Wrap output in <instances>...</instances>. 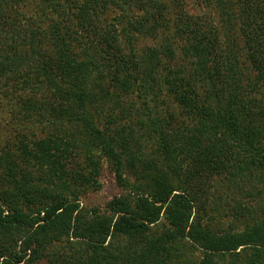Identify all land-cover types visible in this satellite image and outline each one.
I'll return each mask as SVG.
<instances>
[{
    "label": "trees",
    "instance_id": "1",
    "mask_svg": "<svg viewBox=\"0 0 264 264\" xmlns=\"http://www.w3.org/2000/svg\"><path fill=\"white\" fill-rule=\"evenodd\" d=\"M203 1L0 0V264H41L57 243L72 248L62 264H264V213L228 231L196 205L224 172L264 200V0ZM163 88L191 122L153 115ZM141 122L174 180L156 161L133 171ZM96 151L131 189L104 212L80 201Z\"/></svg>",
    "mask_w": 264,
    "mask_h": 264
},
{
    "label": "rangeland",
    "instance_id": "2",
    "mask_svg": "<svg viewBox=\"0 0 264 264\" xmlns=\"http://www.w3.org/2000/svg\"><path fill=\"white\" fill-rule=\"evenodd\" d=\"M205 1L203 0H187L188 9L192 13L201 12L204 14L207 12V9L205 8ZM80 29V27H79ZM80 33L83 35V33L80 31ZM177 35V34H176ZM233 35V34H232ZM149 40L143 39L141 43L144 45H156L157 41L154 38L148 37ZM236 38L238 39V34L236 35ZM175 43L180 44L182 42V38L175 37ZM242 41V40H241ZM142 44V45H143ZM240 46L242 45V42L239 40ZM136 47H139V45L136 44ZM242 47V46H241ZM240 47L239 50H242ZM226 54V53H224ZM241 53H237L240 60L242 61V57H240ZM175 57L171 64H175L179 61L178 57V48L175 47ZM168 60L170 62V59H164ZM162 74H159L158 79H161ZM163 78L161 79V83L163 84ZM152 108L153 115H161L162 113L167 112H175V117L177 120L181 121L183 118L188 120L189 122L192 121L191 116H189L188 112L184 110L183 108L178 107L176 104L173 103V98L165 91V88H163L160 92H158L156 96V100L149 105ZM109 107V106H108ZM148 111H144L145 118L149 119L147 117ZM142 114V111H141ZM186 114V115H185ZM183 116V117H182ZM128 121V120H127ZM150 123L149 121H147ZM134 123V122H133ZM142 123V122H141ZM3 126V125H2ZM0 127V138H2L1 144L8 143L6 142L7 134L5 130H3V127ZM146 126L142 123V129L138 133L136 130V134L141 137V142H132L131 146L132 148L139 149L142 147V158L137 161V167L133 169V171L137 172L138 168L144 164H147L149 162L156 161L158 164V168L162 174H165L166 177L170 178V180H174L172 173L170 172V167H168V162L166 161V152L160 151V153L156 152L154 153V147L156 148L158 146V141L156 139H152L149 136L148 131L145 128ZM34 131L41 133V125H34L32 126ZM135 128V127H134ZM14 135V134H13ZM12 137L14 138V136ZM138 144V145H137ZM143 146H140V145ZM174 148V146H172ZM170 150V149H169ZM174 153L176 154V157L179 161L183 162L184 168H189V166L192 164V157L188 156V154L181 153L177 149H174ZM81 154L79 151L75 152V157L77 155ZM95 159H98L100 161V174H99V185L97 187H91L89 189H80V201L84 208L88 210H99L100 212H104L107 209L108 203L115 197L123 194H129L131 189L126 190L121 186L116 178V174L114 171V167L112 165V162L110 159L105 157L104 155H101L98 151L95 153ZM36 168L40 166V161H33ZM39 162V163H37ZM139 165V166H138ZM35 168V169H36ZM38 170V169H37ZM39 171V170H38ZM132 171L131 167H127L126 172L128 174V178L130 181H134L135 174ZM226 173L224 172L222 174V177H217L215 180H213L212 186H204L205 189L209 190V193L206 194V200L204 198L198 197V200L196 205L197 207L199 205L203 206L206 205L208 210L205 212V209L198 210V213L200 215H203L205 218L214 221V224H218L220 228H225L228 231H239L245 228V226L250 223L254 216H262L264 213V200L262 198H254L255 194L250 197V194L247 192L250 189V186H237L235 184H229L228 181L223 180L226 179ZM39 172L35 174L36 179L38 178ZM21 176V173L19 174ZM4 186H9V183L4 184ZM247 188V189H245ZM243 189H245L243 191ZM247 190V191H246ZM202 202V203H201ZM196 207V210L198 209ZM197 212V211H196ZM198 213H194V215H198ZM212 218H209V217ZM163 222H166L165 216L163 218ZM163 225V224H162ZM163 229V227H162ZM162 229L160 227H155V230L157 231L156 234L160 235L162 233ZM161 230V231H160ZM122 238V237H121ZM118 241H114V243L117 246L118 242L127 244V241L124 239ZM124 241V242H123ZM67 248L69 247V244H66ZM72 251V248L66 249L64 244L57 243L52 244L46 249V258L42 261L41 264H53L52 262L58 261V264H62L64 257L70 259V255ZM196 258H200L201 255L199 252H196L195 254Z\"/></svg>",
    "mask_w": 264,
    "mask_h": 264
}]
</instances>
